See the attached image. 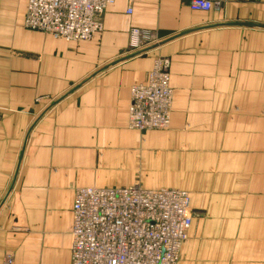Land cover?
Instances as JSON below:
<instances>
[{
  "label": "crops",
  "instance_id": "obj_1",
  "mask_svg": "<svg viewBox=\"0 0 264 264\" xmlns=\"http://www.w3.org/2000/svg\"><path fill=\"white\" fill-rule=\"evenodd\" d=\"M117 0L66 42L0 0V264H70L75 190H185L178 264H264V0ZM131 7V13H127ZM158 43L130 51L129 30ZM170 60L168 130L128 129L129 87Z\"/></svg>",
  "mask_w": 264,
  "mask_h": 264
},
{
  "label": "built area",
  "instance_id": "obj_2",
  "mask_svg": "<svg viewBox=\"0 0 264 264\" xmlns=\"http://www.w3.org/2000/svg\"><path fill=\"white\" fill-rule=\"evenodd\" d=\"M116 1L25 0L23 26L66 42L89 41L103 31L102 15ZM217 5L212 0H189L194 11H208ZM158 41L148 29L129 30L130 51L143 52ZM169 67V58L157 56L145 78L130 85L128 128L143 131L171 124ZM191 223L190 195L185 190L148 189L138 183L77 188L70 264H178ZM11 263L7 256L4 264Z\"/></svg>",
  "mask_w": 264,
  "mask_h": 264
},
{
  "label": "rangeland",
  "instance_id": "obj_3",
  "mask_svg": "<svg viewBox=\"0 0 264 264\" xmlns=\"http://www.w3.org/2000/svg\"><path fill=\"white\" fill-rule=\"evenodd\" d=\"M171 64V63H170ZM170 68V67H169ZM148 72V71H147ZM146 76V75H145ZM169 76H170V79H171V73H170V69H169ZM145 78V77H144ZM171 86V84H170ZM172 88V87H171ZM173 90V89H172ZM172 104H173V99H172ZM171 113H172V107H171ZM170 127V125L167 127V128H164V129H152V130H143V131H138V130H134L138 133L139 137H141L140 139L141 140H145V138L143 137V134L145 135V132H149V133H156V132H162V131H166L168 130ZM130 130H133L131 128H128Z\"/></svg>",
  "mask_w": 264,
  "mask_h": 264
}]
</instances>
